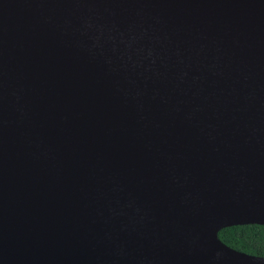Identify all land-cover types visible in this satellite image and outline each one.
Returning <instances> with one entry per match:
<instances>
[{
	"label": "water",
	"instance_id": "water-1",
	"mask_svg": "<svg viewBox=\"0 0 264 264\" xmlns=\"http://www.w3.org/2000/svg\"><path fill=\"white\" fill-rule=\"evenodd\" d=\"M244 224L264 0H0V264H264Z\"/></svg>",
	"mask_w": 264,
	"mask_h": 264
},
{
	"label": "trees",
	"instance_id": "trees-1",
	"mask_svg": "<svg viewBox=\"0 0 264 264\" xmlns=\"http://www.w3.org/2000/svg\"><path fill=\"white\" fill-rule=\"evenodd\" d=\"M218 237L231 248L264 257V225L226 226L218 231Z\"/></svg>",
	"mask_w": 264,
	"mask_h": 264
},
{
	"label": "bare ground",
	"instance_id": "bare-ground-1",
	"mask_svg": "<svg viewBox=\"0 0 264 264\" xmlns=\"http://www.w3.org/2000/svg\"><path fill=\"white\" fill-rule=\"evenodd\" d=\"M217 221H215L214 223H212L211 225H207V226H205L204 228H203V231H202V233L203 232H205L206 231V233L208 234L206 237H205V239H206V241H208L207 243H209L208 245H212L213 246V236H212V234H214L213 232H214V230H216V228H217V223H216Z\"/></svg>",
	"mask_w": 264,
	"mask_h": 264
}]
</instances>
